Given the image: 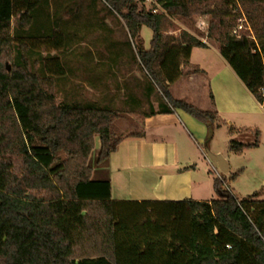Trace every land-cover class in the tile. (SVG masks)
I'll list each match as a JSON object with an SVG mask.
<instances>
[{"label":"trees","instance_id":"obj_1","mask_svg":"<svg viewBox=\"0 0 264 264\" xmlns=\"http://www.w3.org/2000/svg\"><path fill=\"white\" fill-rule=\"evenodd\" d=\"M101 1L123 22L126 44L146 75L143 117L179 110L203 124L209 139L224 124L217 113L169 91L182 75L181 61L206 45L186 32L163 36L165 17L139 10V0ZM46 2L0 0V264H264V199L253 193L238 201L221 178H213L216 197L210 201L111 200L106 168L120 142L110 127L118 110L57 103L55 82L63 77L57 56L39 61L44 75L34 70L38 60L31 61L28 33ZM156 3L184 18L209 15L207 36L216 38L220 57L264 111V0ZM237 5L254 39L230 34ZM142 27L152 32L147 49L136 42ZM43 32V45L65 49V34ZM154 89L160 95L156 105L149 101ZM235 131L227 128L229 135ZM253 133L254 143L231 140L228 150L240 154L257 147L259 134ZM95 139L93 177L88 160Z\"/></svg>","mask_w":264,"mask_h":264},{"label":"rangeland","instance_id":"obj_2","mask_svg":"<svg viewBox=\"0 0 264 264\" xmlns=\"http://www.w3.org/2000/svg\"><path fill=\"white\" fill-rule=\"evenodd\" d=\"M139 10L160 13L165 17L162 34L163 36L178 37L181 32H186L203 42L207 49H197L195 60L208 63L215 55L214 48L218 49L219 43L216 38L207 36L209 15H195L190 18L170 14L163 11L156 0H139ZM239 16L229 28L230 34L238 24L242 29L238 32L240 37L247 36L254 39L253 31L248 23L243 8L237 5ZM48 12V14H47ZM236 13V12H235ZM234 13V14H235ZM240 20L241 23L238 21ZM37 22H34L28 36L33 44L34 54L31 61H37L34 70L44 75L41 68V59L57 56L63 68V77L55 82V99L57 103H93L96 105L110 104L118 110L117 117L111 122V132L115 138L128 131L121 132L117 121L122 120L128 114L135 120H141L143 114L148 112L147 101L144 98V88L147 84L146 75L136 59L132 55L126 40L128 34L123 22L116 14H112L104 6L101 0H47L45 10L40 11ZM46 32H57L66 35V46L62 51H54L50 46L43 45V28ZM50 31H49V30ZM14 29L11 27L10 34ZM151 30L142 27L138 34L137 44L142 49L148 48L151 38ZM199 53V54H198ZM203 53V55L201 54ZM206 62V63H205ZM9 70V65L6 63ZM182 76L195 73V69L189 70L188 61H181ZM195 84V83H194ZM182 83L176 84L172 93L176 99L185 97L187 103L194 102L198 109L204 107L206 90L201 86L198 91ZM193 89V90H192ZM196 92L195 96L193 92ZM159 93L156 89L150 95L149 101L156 105L159 101ZM196 107V108H197ZM247 123V122H245ZM248 124V123H247ZM263 129L260 146L249 147L240 154H234L228 150L229 141H237L243 144H252L255 141L253 132L241 130L238 134L229 136L225 124L214 129L209 139L200 141L194 135L198 146L205 153L206 161L198 156V150L194 151V163L197 169L194 181L197 185L200 174L211 171L224 181L223 189L229 192L238 201L246 199L255 193L258 200L264 199V124L257 123ZM113 126V127H112ZM219 129V130H218ZM99 150L98 140L95 139L94 148L89 156L88 165L93 169L96 177L95 159ZM220 152L229 162L230 170L225 174L214 161L208 158L206 151ZM215 168V172L213 171ZM235 178L230 179V175ZM195 185V186H196ZM204 189V187H203ZM214 191L211 199H215Z\"/></svg>","mask_w":264,"mask_h":264},{"label":"crops","instance_id":"obj_3","mask_svg":"<svg viewBox=\"0 0 264 264\" xmlns=\"http://www.w3.org/2000/svg\"><path fill=\"white\" fill-rule=\"evenodd\" d=\"M197 49L202 48L191 49L188 64L189 70L199 71L189 72L185 78L181 75L170 85L171 95L174 97L172 89L178 83L195 87V91L204 86L206 103L200 110L216 112L225 127L238 130L229 136L238 134L240 130H247L246 132L256 130L259 138H262L263 129L257 124L258 122L264 124L262 106L255 101L220 57L218 49L214 48L216 50L214 53L219 58L214 56L212 61L205 62L206 64L195 60ZM206 49L207 47L202 50ZM195 91L193 94L197 96ZM191 105L197 107L194 102ZM115 124L121 132H128L118 137L120 142L107 161L111 200L124 202L212 200L215 178L213 173L209 170L205 171L204 175L200 174L197 185L193 180L197 171L193 160L195 149L198 150V156L205 161L207 159L205 153L195 146L194 139L196 135L200 141L205 140L207 131L203 124L179 110L172 114L143 117L141 120H135L128 114ZM208 153L221 156L227 172L230 170L229 162L220 152L213 153L207 150L206 154ZM216 166L218 167L217 163ZM213 171L215 172L214 167ZM216 177L220 178L217 174Z\"/></svg>","mask_w":264,"mask_h":264},{"label":"water","instance_id":"obj_4","mask_svg":"<svg viewBox=\"0 0 264 264\" xmlns=\"http://www.w3.org/2000/svg\"><path fill=\"white\" fill-rule=\"evenodd\" d=\"M208 157L209 159H211L212 161L216 162L218 164V168L226 173L227 172V167H226V164L224 162V160L221 158V156L219 155H213V154H209L208 153Z\"/></svg>","mask_w":264,"mask_h":264},{"label":"built area","instance_id":"obj_5","mask_svg":"<svg viewBox=\"0 0 264 264\" xmlns=\"http://www.w3.org/2000/svg\"><path fill=\"white\" fill-rule=\"evenodd\" d=\"M238 22L241 23L240 20H239ZM241 29H242V25H241V24H238V25L236 26V28L232 31V34H233L235 37L239 38L240 35H238V32H239ZM246 37H247V36H246ZM247 38H248V37H247Z\"/></svg>","mask_w":264,"mask_h":264}]
</instances>
